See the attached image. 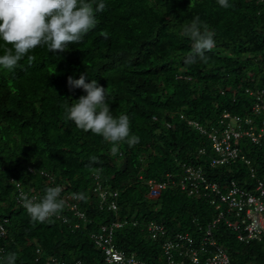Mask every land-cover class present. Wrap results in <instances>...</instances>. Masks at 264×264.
<instances>
[{
    "label": "trees",
    "instance_id": "1",
    "mask_svg": "<svg viewBox=\"0 0 264 264\" xmlns=\"http://www.w3.org/2000/svg\"><path fill=\"white\" fill-rule=\"evenodd\" d=\"M99 2L95 0L93 7ZM103 2L105 9L96 14L98 25L80 43L70 44L63 53L35 48L29 55L39 60L31 65L25 56L18 64L19 75L8 76V70L0 68V216L9 220L7 235L0 239V264L9 253L17 254L15 264H44L45 259L35 262V247L44 257L68 263L105 264L89 234L122 219L136 220L138 226L129 223L117 229L116 246L147 264H163L159 242L145 234L147 222L163 223L169 233L186 232L195 238L216 212L203 196H189L171 184L160 197L150 199L147 181L177 182L182 164H190L219 185L235 180L241 187H252L241 161L210 167L213 154L206 137L186 121L207 129L217 126L224 111L251 116L252 99L245 90L264 88V2L228 0V8L218 0ZM196 16L201 27L207 24L215 32V47L204 52L206 59L194 52L185 34ZM105 31L107 39L101 35ZM82 74L86 83L96 80L107 88L111 114L129 116L130 135L138 136L139 143L120 142L113 155L111 142L67 118L72 101L86 95L79 88L70 90L67 78L76 80ZM202 147L206 153L198 155ZM238 147L263 178L264 140L254 146L243 139ZM91 156L98 163L93 164ZM28 166L53 174L66 192L82 193L79 209L86 223L64 210L60 212L66 222L56 217L34 221L26 209L14 206L10 179L41 198L53 187L45 185L38 172L30 173ZM93 168L102 169L97 176L103 187L118 192L115 216L100 209L92 194ZM212 237L231 264H264V239L239 242L223 223L215 226Z\"/></svg>",
    "mask_w": 264,
    "mask_h": 264
},
{
    "label": "clouds",
    "instance_id": "2",
    "mask_svg": "<svg viewBox=\"0 0 264 264\" xmlns=\"http://www.w3.org/2000/svg\"><path fill=\"white\" fill-rule=\"evenodd\" d=\"M260 1L264 2V0ZM94 2L95 0H0V41H3V44L0 45L3 50V55H0V68L8 70V76L13 74L19 75L21 67L18 66V64L25 56L27 57L28 64L31 65L37 63L39 60V57L29 55L35 48L47 47L49 52L63 53L68 49L70 44L80 43L83 36L87 35L98 25L99 21L96 14L102 12L106 7L103 0L96 4L95 7H93ZM218 3L223 8L230 7L228 0H218ZM185 34L190 35L193 41L194 52L200 56L201 59H206V57H204L205 51H210L215 47V32L209 30L207 24H203L201 27L199 16L194 17L190 26L185 29ZM101 35L107 39L109 34L105 31L102 32ZM9 45L11 47H9ZM67 84L70 90L79 88L86 93V95L80 96L78 100L72 101L68 109L67 118L71 120L76 127L84 131L90 130L94 134L101 135L104 140L111 142L113 146L110 151L113 155L118 153L120 142H126L129 146L139 143L138 136L130 135L129 116L121 114L118 118H114L111 114L107 88L98 85L96 80L86 83L84 74L76 80H73L72 77L69 76L67 78ZM221 94H223V92H221ZM225 112L227 111L222 112L216 119V125ZM227 113L237 115L230 112ZM180 118L183 119L184 117L180 115ZM152 120L156 121L157 119L156 117H152ZM189 122H197L192 120L186 121L188 126L195 129ZM198 125L206 131H210L214 126L212 125L206 129L200 124ZM170 126L169 123L166 124L167 128ZM203 136L206 137L205 135ZM207 141L212 152L210 141L208 139ZM202 148L204 150L206 149L205 147ZM89 159L93 164L98 163V158L96 156H91ZM252 166L254 165L252 164ZM27 169L33 174L38 172V175L44 180V184H52L53 187H47L45 189V195L41 198L38 193L25 190L23 185L17 180L10 179L9 184L13 189L14 206L26 209L27 213L34 221L45 222L52 217H56L66 222L65 213L69 212L75 217H78L75 214L78 212L84 215V219L78 218L86 223V215L79 209L80 199L85 198L82 193L76 194L70 191L66 192V189L56 180L54 175L45 170L36 171L29 166ZM91 171L96 174H91V191L97 198L99 208L105 209L115 216L118 211V192L102 186L97 176L102 172V169L93 168ZM168 176L169 175L166 177ZM139 179L141 178L139 177ZM150 182L155 181L149 180L146 182L148 192ZM98 186L107 193L105 202L101 201L96 191ZM114 192L117 195L115 198L109 196ZM112 201L115 202L117 206L116 210L109 209V205ZM72 207H75V209L72 210ZM62 210H64L65 213L60 212ZM128 221H131V219ZM8 222L9 220L6 217L0 216V223L4 228V235L1 236L0 239L5 238L7 235L6 225ZM108 224H102L96 230ZM3 252L2 247H0V255L3 254ZM34 255L35 262L45 259L44 264L48 258L53 257H44L39 247L34 248ZM16 259V253H9L5 258V264H15Z\"/></svg>",
    "mask_w": 264,
    "mask_h": 264
},
{
    "label": "built area",
    "instance_id": "3",
    "mask_svg": "<svg viewBox=\"0 0 264 264\" xmlns=\"http://www.w3.org/2000/svg\"><path fill=\"white\" fill-rule=\"evenodd\" d=\"M245 94L252 99L251 116L240 117L225 112L218 121L217 127L206 131L197 123L189 122L210 141L212 157L210 167H221L243 162L248 168L252 187H241L235 180H229L219 185L210 181L198 166L182 164V176L177 182H150L148 197L156 199L169 184L177 186L189 196H203L214 207L215 217L208 224L201 235L192 237L189 233H169L163 223L149 221L144 226L147 237L159 242L163 264H231L227 252L217 245L212 237V230L219 223H223L242 243L261 241L264 239V177L257 176V172L250 159L240 154L238 142L246 139L254 146H261L264 140V88L255 91L246 89ZM205 150H198V155H204ZM101 201L105 202L107 193L100 186L96 188ZM116 197V193H111ZM115 202H111L109 209L116 210ZM72 210L75 207L71 208ZM84 219L81 213H75ZM131 223L138 226L136 220L113 221L101 226L90 234L94 247L102 254L105 264H147L138 259L133 252L120 250L114 242V233ZM77 227V225H75ZM4 235L3 225L0 223V237ZM45 264H82L77 260L68 263L57 257H50Z\"/></svg>",
    "mask_w": 264,
    "mask_h": 264
}]
</instances>
